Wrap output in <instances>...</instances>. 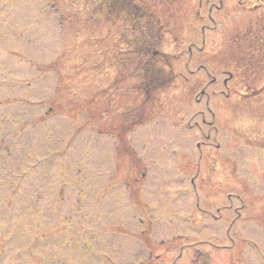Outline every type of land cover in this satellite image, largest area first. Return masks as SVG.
Returning a JSON list of instances; mask_svg holds the SVG:
<instances>
[{
  "label": "rangeland",
  "instance_id": "obj_1",
  "mask_svg": "<svg viewBox=\"0 0 264 264\" xmlns=\"http://www.w3.org/2000/svg\"><path fill=\"white\" fill-rule=\"evenodd\" d=\"M123 2L0 0V264H264V0Z\"/></svg>",
  "mask_w": 264,
  "mask_h": 264
},
{
  "label": "trees",
  "instance_id": "obj_2",
  "mask_svg": "<svg viewBox=\"0 0 264 264\" xmlns=\"http://www.w3.org/2000/svg\"><path fill=\"white\" fill-rule=\"evenodd\" d=\"M105 1H108V3H109L110 0H105ZM116 1H120V0H116ZM123 3H125L127 6H130L132 8H137V11L140 12L141 15L145 12V8H143L142 6L138 7L137 4L134 2V0H124ZM152 43H153L152 45L154 46L153 49H155V42H152ZM155 53H156V55L158 54V56L160 55V52L156 51ZM155 53L153 55H155ZM153 61L150 60V62H153ZM157 70H158V72H157ZM168 75H169V73L164 67H159V68L149 67L148 70L145 71V80L142 82V86H140L142 88H140L141 90L140 89H138V90L142 94H144V92L147 94V93L151 92L153 89L161 87V86H163L164 83L168 82ZM143 100H145V98ZM205 255L208 256L207 253H204V254L198 253L197 264L200 263V257L204 258Z\"/></svg>",
  "mask_w": 264,
  "mask_h": 264
}]
</instances>
